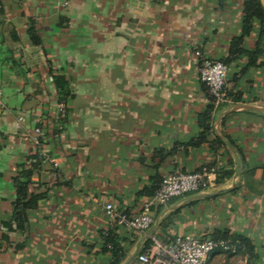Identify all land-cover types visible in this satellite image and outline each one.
<instances>
[{
	"label": "crops",
	"instance_id": "1",
	"mask_svg": "<svg viewBox=\"0 0 264 264\" xmlns=\"http://www.w3.org/2000/svg\"><path fill=\"white\" fill-rule=\"evenodd\" d=\"M243 3L0 0V264H138L152 237L203 240L216 230L249 238L251 264H264V112L226 114L235 105L264 108V53L245 71L246 58L230 63L224 90L241 101L229 97L214 107L212 132L198 140L208 96L195 53L217 61L229 56ZM256 41L254 31L244 47ZM56 76L70 92L62 125ZM217 134L234 153L215 142ZM42 149L47 158L34 171L29 194L44 199L21 233L11 222L13 179ZM204 166L217 168L216 187L156 208L144 234L105 215L106 204L135 215L164 177ZM211 200L222 203L214 217L204 205ZM234 251L228 262L248 263ZM224 259L220 251L212 256L215 264Z\"/></svg>",
	"mask_w": 264,
	"mask_h": 264
},
{
	"label": "built area",
	"instance_id": "2",
	"mask_svg": "<svg viewBox=\"0 0 264 264\" xmlns=\"http://www.w3.org/2000/svg\"><path fill=\"white\" fill-rule=\"evenodd\" d=\"M198 58L199 80L207 88L208 98L216 108L227 102L225 80L230 66L224 62L204 57L196 52ZM4 107L0 90V109ZM60 114L63 117L64 108ZM41 131L35 130L34 142L40 145ZM47 158L45 150L37 156ZM217 185V168L204 166L197 171H177L164 177L155 191L141 207L139 213L128 215L119 211L111 204L104 206L105 215L117 225L144 234L154 224L153 212L159 206H165L170 200L190 194H202L214 189ZM234 254V247L228 241L199 239L192 235H184L170 242H162L152 237L144 251L137 254L138 264H215L212 256L216 252ZM236 264V263H220ZM245 264V263H243Z\"/></svg>",
	"mask_w": 264,
	"mask_h": 264
},
{
	"label": "trees",
	"instance_id": "3",
	"mask_svg": "<svg viewBox=\"0 0 264 264\" xmlns=\"http://www.w3.org/2000/svg\"><path fill=\"white\" fill-rule=\"evenodd\" d=\"M32 31L33 29L30 28V32H29L30 39L34 44H38L39 38L35 36V34ZM254 31L257 32V41L255 42L254 46L251 49H246L244 47L245 38L248 37ZM263 42H264V9L260 3V0H244L243 16L241 20V33L240 35L233 37L231 39L229 43V56L224 61L222 60L221 62L230 65V63L234 61L237 57H243L246 58L247 63L242 71H245L251 67H255L258 64L260 56H262L264 53ZM53 79H54V85L58 92L59 103L63 104V108H64V115L63 117L61 116V118L59 119L60 121L59 124L62 125L67 118L66 117L68 111L67 104L70 98V92L68 85L63 77L56 76ZM226 97L232 98L233 102L235 103H239L241 101V98L237 95L228 94L226 95ZM213 110H214V106L211 104L208 98V106L205 112H203L198 118L199 125L202 128V133L198 138L200 143L206 140V137H208L212 132L210 113ZM215 142H217L219 145L224 146L222 141L218 138L215 139ZM33 160L34 162L30 167L26 165H20L16 173V176L13 179V184L16 190V199L13 203L11 222L15 224L17 231L21 233L24 232L27 228L29 211L34 209L38 205V203L44 199L42 194H38V195L29 194V188L30 185L32 184V177L34 171L38 169L41 162V159L38 158L37 156H35ZM218 179H219V175L217 176V182ZM158 186L159 184H157L150 191L148 195V199L151 196H153L155 191L158 189ZM174 199L170 200L166 205L171 203ZM161 207L163 206H159L158 208ZM209 239L216 241L217 240L228 241L229 244L235 248L237 253L247 255L248 257L247 264H251V260L255 259V246L253 242L243 234L233 233L230 232L229 230H216L212 232V234L209 236ZM148 244L149 241H146L144 245L140 248L138 253L144 251L145 248L148 246ZM120 263H121L120 259H115L110 264H120Z\"/></svg>",
	"mask_w": 264,
	"mask_h": 264
},
{
	"label": "water",
	"instance_id": "4",
	"mask_svg": "<svg viewBox=\"0 0 264 264\" xmlns=\"http://www.w3.org/2000/svg\"><path fill=\"white\" fill-rule=\"evenodd\" d=\"M241 109H246V110H255V111H259V112H264V108H259V107H256V106H241V105H235L233 106L229 111L226 112V114H229V113H232V112H235L237 110H241ZM218 138L224 143V145L227 147V149L231 152H235L234 151V148L232 147V145L230 144L229 141H227L222 135L220 134H217ZM201 195L203 194H199L198 196H192L191 198H189L187 201H191V200H195V199H198L201 197ZM151 231H149L150 233ZM148 233V234H149ZM144 241V237H142L139 241V244H141L142 242ZM136 254L133 255L132 259L135 258Z\"/></svg>",
	"mask_w": 264,
	"mask_h": 264
},
{
	"label": "rangeland",
	"instance_id": "5",
	"mask_svg": "<svg viewBox=\"0 0 264 264\" xmlns=\"http://www.w3.org/2000/svg\"><path fill=\"white\" fill-rule=\"evenodd\" d=\"M190 195H192V194H190ZM222 200H224V199H222ZM204 205L206 206L205 208H207L210 211V212H207V214H209V216L214 217L218 213L217 211L219 209H221L220 205H222V203L220 201H218V203H216V201L214 202L213 200H211V201H208V202L204 203ZM214 205H216V207H213ZM221 214H223V213H221ZM223 255H224V258H225L223 263H231V262H228V260L231 257V254L227 253V252H224Z\"/></svg>",
	"mask_w": 264,
	"mask_h": 264
}]
</instances>
